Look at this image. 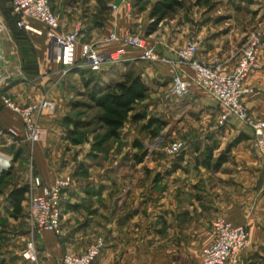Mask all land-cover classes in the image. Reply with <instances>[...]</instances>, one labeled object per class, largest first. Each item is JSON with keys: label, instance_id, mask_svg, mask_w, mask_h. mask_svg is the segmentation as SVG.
Masks as SVG:
<instances>
[{"label": "crops", "instance_id": "1", "mask_svg": "<svg viewBox=\"0 0 264 264\" xmlns=\"http://www.w3.org/2000/svg\"><path fill=\"white\" fill-rule=\"evenodd\" d=\"M49 4L60 20L62 31L67 33L77 23L81 25V40L78 39L72 53L74 66L80 64L89 45H97L95 49L103 54L122 50L124 61L123 66H116V69L103 64L94 75V81L106 86L132 71L130 64L136 56L129 55L125 46L116 42L100 44L109 34L126 36L132 28L134 20L127 15L129 9L125 8L122 0H49ZM113 5L117 6L116 10L111 9ZM87 8L89 13L82 14V10ZM21 22L27 30L18 28L13 22L9 24L13 36L12 50L8 51V44L0 41V58L3 69L15 64L22 68L29 81L26 76L22 81L17 78L11 82L1 81L0 130H16L20 137L17 147L24 152L26 144L21 142V119L2 106V97L19 106L38 102L43 96L55 103V112L40 119L41 126L48 132L46 140L35 143L32 148L36 176L50 186L57 178L61 162L68 158L65 154L63 160L60 159L62 151L55 143L63 133L53 118L58 120L64 116L61 106L65 105L68 97H73L81 79H87L88 69L75 68L65 77H60V71L66 64L63 54L53 50L47 27L29 17L21 18ZM183 34L161 37L158 43L163 44L166 55L173 57L184 45L187 38ZM230 52V45H221L210 35L201 39L196 58L208 64L218 59L227 71H231L237 60L230 61ZM142 63L139 76L146 84L148 94L155 97L142 101L143 110L148 113L155 107V115L166 119L182 102L177 95L167 96L172 87L173 71L156 64ZM258 63L259 68L245 82L251 92L242 101L254 118L264 119V48L259 53ZM189 94L206 96L195 87ZM212 102L213 108L208 106L210 103L204 104V112L195 118L196 122L191 127L184 128V120L177 123L176 130L183 128L190 136L202 135L205 139L198 145L188 146L186 153L175 160L136 162L129 159L128 162L113 161L102 165L84 160L76 184L62 196L61 235L56 237L49 232L35 235L43 264H61L64 255L82 254L98 237L102 238L104 246L93 264H200L202 249L214 241L211 224L216 217H222L235 226H245L248 231L250 245L240 254L237 264H263L264 162L255 151L252 140L242 139L230 147L225 161L213 168L239 131L216 128L220 114H216V109L220 110V107L214 100ZM123 135L124 129L119 133L121 138ZM1 138L0 144L3 143ZM214 141L215 146H211ZM137 148L130 145L121 152L124 154L131 149L135 153ZM210 148L212 160L207 167L202 164L200 155ZM15 150L11 152L15 153ZM21 152L15 156L14 167L20 161ZM0 161L3 162L2 158ZM1 162L0 176L4 175L6 180L11 171L4 169ZM20 187L22 184L0 193L1 221L8 218L9 193ZM25 205L24 200L21 208ZM9 227L12 226L6 222L5 231Z\"/></svg>", "mask_w": 264, "mask_h": 264}, {"label": "rangeland", "instance_id": "2", "mask_svg": "<svg viewBox=\"0 0 264 264\" xmlns=\"http://www.w3.org/2000/svg\"><path fill=\"white\" fill-rule=\"evenodd\" d=\"M156 1L157 0H122L125 8L129 9V11L127 10L128 12H126L127 15L134 20V23L126 36L119 37L116 34L114 35L120 39L124 37H140L144 40L146 47L153 50L158 59H166L168 61H176L178 52L185 47L188 42H196L198 45L202 38L210 35H212L213 39L216 38L221 45H230V61L237 60L238 52L250 34L258 33L260 35L259 50L261 51L264 48V0H178L181 2L182 7L169 15L158 25L157 30L154 32L155 35H153V33L147 36L145 35V31L152 22L149 17L150 8ZM92 4L94 5V2ZM0 5L3 7L0 8V41L7 43V50L11 51L13 46L11 40L13 39V36L9 24L12 22L14 23V20H12L14 15L12 14V11H10L11 7L9 0H0ZM116 7V5H113L111 9L115 10L114 8ZM84 13H89L88 8L86 11L82 10V14ZM202 27H204L203 30ZM75 29L80 31L78 38L80 41L81 25L77 23L72 26L71 30ZM180 32H184L183 35L187 38V40L182 47L177 49L173 57H169L163 51V44L158 42H161L160 39L165 34H171V36H173ZM112 34H109L106 38H104L100 44H108L105 40ZM116 43L125 46L129 55L136 56L135 60L130 64L131 70L135 75L139 76V72L143 67L142 62L150 65L156 64L172 70L170 64L160 61L151 62L141 59L142 51L130 48L121 42ZM100 44L98 43V45ZM96 46L97 45H94L93 48ZM118 51L122 52V50H117L115 52ZM213 62L221 63L218 59L213 60L211 63ZM116 66L122 67L123 64L113 65L111 67H115L116 69ZM98 72L93 73L88 70L87 79H81V84L77 90L73 91V97H68V101H66L65 105L61 106L64 116L58 120L53 118L63 133V135H61L55 143L62 151L60 159L63 160L64 155L68 154L67 161L61 162L57 178L69 176L73 179L74 184H76V178L79 175V171L84 167V160L87 159L89 163L102 165L105 162L113 161L128 162L129 159L136 161L135 158L132 157H135L136 155L141 156L144 153L142 161H156L162 159L166 162H168V160L172 161L177 159L178 156L185 154L188 146L194 144L198 145L199 143H202L203 139H205L202 135L190 136L186 133V131H183V128L180 131L176 130L177 123L180 122V120H184V128H189L195 124V118L199 117V115L204 112V104L208 105L210 103L208 106L213 108L214 103L210 97L207 95H195L193 97L189 94V92L183 96H179L182 98V102L178 103V106L171 111V115L166 119L162 118L161 115H155V107L153 108L154 111L147 113L143 110L144 105L140 102L136 106V112L143 113L146 116L150 115L149 119L155 120V123L149 125L147 120L135 123L128 119L122 128L124 129V135L122 138L120 136L117 139L106 137V130L96 121L98 111L88 99L87 89L84 87V81L86 80H91L92 83L98 84L100 87H104L94 81V75ZM22 73V68L15 64H9L7 70L3 69V63L0 58V84L1 81L11 82L16 78L22 81L25 76L29 81L27 75ZM167 93V96L172 94V87ZM43 98L44 96L38 102L29 103L24 106L17 105L23 108L32 104H37ZM154 98L155 97H151L148 94L147 88L146 99L150 100ZM9 100L12 101L11 99ZM14 103L16 104V102ZM219 107L220 110L216 109L217 115L222 112L220 105ZM42 117L43 116L36 119L37 124L40 127H42L40 124V119H42ZM219 117L215 124L217 129L227 127L228 129L239 131L238 136L228 145V147L232 144H237L239 141L237 143L235 141L240 135H242L244 139H251L253 144V134L248 126L240 123L234 118L227 119V121L220 126L218 125ZM8 130H12L18 134V132L13 128L2 130V133L4 134H0V137H3L1 138L3 143L0 144V155L2 154L9 158L10 161L8 171H11L9 172V176L6 180H4V177L0 179V193L6 188L12 189L18 184H22V187L27 188L30 184L31 177H37L35 161L33 158V146L28 147L26 145L25 151L21 152L17 147V139ZM46 138L40 142L45 141ZM135 143L139 145L137 146L138 148L135 153H132L131 149H128V151L124 154L122 153V149L125 150L130 145L133 148L135 147ZM172 144L181 145L180 152L174 156L166 153V148ZM215 144L216 143L214 141L211 143V146H215ZM13 149H16L15 153L11 152ZM210 151L212 152L211 148L209 152ZM20 152V161L16 167H14L13 164L15 156ZM120 152L122 153L121 157L119 154ZM205 156L206 152H203L200 155V158L203 160ZM74 184L72 186H74ZM24 200L26 201L25 196ZM12 214L13 213L10 208L7 211L8 218H3L2 221L0 220V226L2 224V229H0V264H43V260L40 258L39 250L37 249L35 242L36 234H33V237L30 236L31 222L29 220L27 202L26 205L22 207L21 212L17 217H13ZM6 222L12 226L7 228L8 231H5L6 229L4 228L6 227ZM22 229L23 231H21ZM22 232L24 233L22 234ZM31 237L37 249V260L35 263L26 261L22 257L25 245Z\"/></svg>", "mask_w": 264, "mask_h": 264}, {"label": "built area", "instance_id": "3", "mask_svg": "<svg viewBox=\"0 0 264 264\" xmlns=\"http://www.w3.org/2000/svg\"><path fill=\"white\" fill-rule=\"evenodd\" d=\"M12 14L18 19L17 26L26 29L21 18L29 17L37 19L47 27V35L55 53L63 54L66 67L60 71V77H65L75 68H87L95 73L101 69L103 64L120 65L124 61L122 52L103 54L93 46L85 49L80 64L74 66L72 53L79 38V30L63 32L59 18L54 14L49 5V0H9ZM116 10V8H114ZM109 42H121L122 44L142 51L141 59L151 62H164L170 64L172 77V94L183 96L192 87L205 93L217 102L222 112L218 125H223L227 119L234 118L240 123L248 126L253 134V145L258 155L264 162V119L254 118L243 104V98L251 92L245 86L250 74L259 68L258 55L260 35L250 34L246 42L241 46L236 64L231 71H227L221 63H203L196 59L198 45L196 42H188L177 55L176 61L158 59L151 48H147L140 37L117 38L110 35L106 40ZM2 106L18 114L23 125V138L28 147L33 146L47 137L46 129L38 126L36 119L55 112V103L43 98L39 103L26 107H19L8 98L2 97ZM15 138L20 137L8 130ZM7 131V132H8ZM0 134L2 131H0ZM19 143V141H18ZM180 144H172L166 148L168 155L174 156L180 152ZM1 164L4 169L9 167V158L1 156ZM7 160V161H6ZM0 170H2L0 168ZM1 172V171H0ZM73 179L69 176L57 178L50 186L43 184L39 177H31L30 184L25 192L28 206V215L31 222V233L49 232L54 236L61 235V200L64 192L72 187ZM214 232V241L203 248L200 264H237L240 254L248 248L249 238L245 226H235L222 217H216L211 224ZM27 241L22 252L26 261L35 263L37 260V249L32 240ZM104 242L97 238L95 242L82 254L64 255L61 264H93L99 256Z\"/></svg>", "mask_w": 264, "mask_h": 264}, {"label": "trees", "instance_id": "4", "mask_svg": "<svg viewBox=\"0 0 264 264\" xmlns=\"http://www.w3.org/2000/svg\"><path fill=\"white\" fill-rule=\"evenodd\" d=\"M181 7L182 4L178 0H157L151 7L149 17L152 22L147 27L145 35L153 34L165 18ZM13 19L17 26L18 19L14 16ZM84 87L87 89L88 99L98 111L96 121L106 130V137L117 139L120 130L128 119L135 123L146 120L145 114L136 112V106L146 99L147 87L133 71L126 72L121 80L104 87L92 83L91 80L84 81ZM147 122L151 125L155 123V120L148 119ZM242 139L244 137L240 135L235 142L237 143ZM135 146L139 145L135 143ZM231 146L233 144L217 158L213 168L219 167L225 161ZM211 155V151H206V156L202 160L203 165L209 166L212 160ZM143 156L144 153L141 156L136 155L134 158L136 162H141ZM2 177L4 175L0 176V179ZM26 189L25 187L14 188L8 195V203L13 217H17L21 212V204L24 201Z\"/></svg>", "mask_w": 264, "mask_h": 264}]
</instances>
